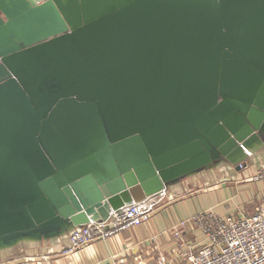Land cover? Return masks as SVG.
<instances>
[{
  "label": "water",
  "instance_id": "obj_1",
  "mask_svg": "<svg viewBox=\"0 0 264 264\" xmlns=\"http://www.w3.org/2000/svg\"><path fill=\"white\" fill-rule=\"evenodd\" d=\"M261 135L264 0H0V243L240 166Z\"/></svg>",
  "mask_w": 264,
  "mask_h": 264
},
{
  "label": "crops",
  "instance_id": "obj_2",
  "mask_svg": "<svg viewBox=\"0 0 264 264\" xmlns=\"http://www.w3.org/2000/svg\"><path fill=\"white\" fill-rule=\"evenodd\" d=\"M261 139L264 144V135ZM241 164L220 159L169 183L164 191L151 196L159 202L147 222L77 250L68 251L71 232L76 228L73 226L37 230L5 240L0 243V264H109L119 258H124L125 264H155L159 249L171 254L174 238L170 230L180 221L200 212L249 217L264 204V179L253 178L264 169V145L254 141ZM153 237L156 241L149 244ZM185 237L203 239L200 232H188Z\"/></svg>",
  "mask_w": 264,
  "mask_h": 264
},
{
  "label": "built area",
  "instance_id": "obj_3",
  "mask_svg": "<svg viewBox=\"0 0 264 264\" xmlns=\"http://www.w3.org/2000/svg\"><path fill=\"white\" fill-rule=\"evenodd\" d=\"M253 178L256 181L264 179V169ZM158 202L150 196L115 211L105 221H92L76 227L71 232L68 251L108 239L147 222ZM170 231L174 238L171 254L159 249L155 264H177L181 261L185 264H264V204L249 217H221L213 212H200L180 221ZM188 232H200L203 239L186 240ZM148 241L152 244L156 239L153 237ZM125 263L124 258H119L109 264Z\"/></svg>",
  "mask_w": 264,
  "mask_h": 264
},
{
  "label": "bare ground",
  "instance_id": "obj_4",
  "mask_svg": "<svg viewBox=\"0 0 264 264\" xmlns=\"http://www.w3.org/2000/svg\"><path fill=\"white\" fill-rule=\"evenodd\" d=\"M250 152V151H249ZM247 153H248V150H247Z\"/></svg>",
  "mask_w": 264,
  "mask_h": 264
},
{
  "label": "rangeland",
  "instance_id": "obj_5",
  "mask_svg": "<svg viewBox=\"0 0 264 264\" xmlns=\"http://www.w3.org/2000/svg\"><path fill=\"white\" fill-rule=\"evenodd\" d=\"M241 165V164H240Z\"/></svg>",
  "mask_w": 264,
  "mask_h": 264
}]
</instances>
